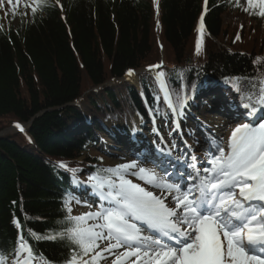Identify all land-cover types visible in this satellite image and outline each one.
Here are the masks:
<instances>
[{
	"label": "trees",
	"instance_id": "obj_1",
	"mask_svg": "<svg viewBox=\"0 0 264 264\" xmlns=\"http://www.w3.org/2000/svg\"><path fill=\"white\" fill-rule=\"evenodd\" d=\"M234 1L209 0L204 31L210 37L203 32L199 56L202 0L160 1V40L171 66L164 74L175 99L180 85L193 94L207 77L255 79L264 72V18ZM48 4L42 12H31L29 23L0 31V133L30 123V140L22 134L0 135V251L12 254L21 231L15 218L36 254L64 264L70 255L67 241H35L28 235L29 229L44 235L63 228L71 173L58 165L81 169L80 179L100 168L89 156L80 160L94 138L92 129L81 131L85 114L134 113L141 95L125 85V90L90 94L88 113L68 105L86 88L157 61L159 51L151 0H60L63 10L56 0ZM233 8L246 19L229 14ZM229 16L246 21L237 27ZM257 57L262 58L259 65L253 63Z\"/></svg>",
	"mask_w": 264,
	"mask_h": 264
},
{
	"label": "snow or ice",
	"instance_id": "obj_2",
	"mask_svg": "<svg viewBox=\"0 0 264 264\" xmlns=\"http://www.w3.org/2000/svg\"><path fill=\"white\" fill-rule=\"evenodd\" d=\"M153 2L158 15V0ZM56 3L63 10L60 0ZM4 4L5 0H0V8ZM8 4L16 7L12 0ZM207 4L208 0H204V13L208 11ZM247 4L243 11L252 14L249 10L258 8L256 14L264 17V0H247ZM47 6L48 0H35L31 12H42ZM204 13L197 28V56L202 50ZM236 38H240L239 34ZM261 59L257 57L253 63L259 65ZM160 68L162 62L146 70ZM134 74L133 69L126 72L128 77ZM164 75L157 72L158 83ZM255 79L258 90L241 97L249 118L264 113V72ZM226 82L239 92V78H226ZM160 91L173 117L171 132H179L189 97L178 95L174 102L166 84ZM14 126L23 131L20 124ZM153 131L159 134L156 128ZM206 143L203 167H197L195 155L186 164L177 157L178 166L172 170L162 159L137 155L128 162L98 168L87 181H80L81 169H69L60 162L58 167L71 173L75 187L83 185L85 191L90 189L91 195L98 198V208L73 215L72 204L82 201L69 191L63 200L62 230L41 235L29 229L28 235L35 241H67L70 255L64 264H264V122L238 124L226 144L216 138ZM159 151L162 156H171V149ZM150 160L154 166L146 167ZM129 177L142 181L143 186ZM13 223L21 231L11 259L0 251V264H52L43 254L33 251L20 221L14 218Z\"/></svg>",
	"mask_w": 264,
	"mask_h": 264
},
{
	"label": "rangeland",
	"instance_id": "obj_3",
	"mask_svg": "<svg viewBox=\"0 0 264 264\" xmlns=\"http://www.w3.org/2000/svg\"><path fill=\"white\" fill-rule=\"evenodd\" d=\"M13 4H16V7L13 8L12 5L8 4V0H5V4L3 8H0V25L9 28L14 27L21 19L27 20L29 17V12L31 10V6H34L35 0H19L17 4V0H12ZM27 6V7H26ZM228 19H232L231 17ZM155 36V33H154ZM156 37V36H155ZM120 83H117L114 86H117ZM131 84V83H130ZM253 84L256 85V88H253ZM134 84H132L133 87ZM152 86V85H150ZM259 88V82L256 80H239V92L241 94H250L254 91H257ZM113 90H125V84L116 88H112ZM87 90V88L85 89ZM85 90H83L85 93ZM153 93L155 90L153 89ZM155 95V106L157 107V112L159 113V107L161 105V100H157ZM215 107L219 104H213ZM211 105H208L207 109H210ZM232 108V109H231ZM83 109L91 110L88 104L83 106ZM212 109V107H211ZM201 111L199 115L195 116V120L192 121L189 117L186 119L187 122L183 125V129L185 131V138L187 142L192 143L190 138H193V143L195 146H198L194 149L193 155L197 157V167L206 166L203 164V161L206 159L205 152L208 148V144L206 140L216 138L218 141L223 142L226 144L228 137L230 136L232 130L238 125L242 123H246V121H240L239 119H233L232 114L234 110L239 112L241 115H246V112L242 110V108L232 107L229 106L227 102H225L222 106L215 108L214 111ZM196 110V109H195ZM206 110V109H205ZM84 113V110H82ZM210 111V112H209ZM264 118V113H259L256 118H254L255 123L254 125H258L259 120ZM167 120V121H166ZM167 118H161L159 122H157L156 128H159V124H162L163 136L167 135L168 137L171 136L169 134L171 132V123L168 122ZM252 122V121H249ZM189 128H192L195 132V136L192 137V134L189 133ZM5 131L6 128L4 129ZM3 130V131H4ZM134 131H137L136 129ZM198 133H202V135H198ZM154 134H157L154 132ZM162 135V134H161ZM160 135V136H161ZM115 135H109L103 133L100 135V141L97 145L90 146L88 148V153L92 157L102 158L100 159V166L103 168L112 167L120 163H125L131 161L135 158L132 156L126 155L127 152H123V150H118L115 147H119L120 145L114 139ZM192 143V144H193ZM199 143V145H197ZM147 167V165L145 164ZM79 193V192H78ZM91 190L84 191L77 194V198H79L82 203L81 204H72L73 208V215H81L83 213H87L89 211H95L98 208L99 201L97 198L90 197ZM91 204L92 208H89L84 203ZM113 257H109L111 260ZM104 264V262H101Z\"/></svg>",
	"mask_w": 264,
	"mask_h": 264
},
{
	"label": "bare ground",
	"instance_id": "obj_4",
	"mask_svg": "<svg viewBox=\"0 0 264 264\" xmlns=\"http://www.w3.org/2000/svg\"><path fill=\"white\" fill-rule=\"evenodd\" d=\"M107 80H105V82H106ZM133 82H134V80H133ZM135 83V82H134ZM75 108V107H74ZM182 120V119H181ZM182 121H184V120H182ZM150 123H152L153 124V121H151ZM155 125V127H156V123L154 124ZM119 138H121V136L119 137ZM157 147H158V145H157ZM165 147H168V145H166ZM189 158V157H188ZM130 179H132L133 180V182H138V183H141L142 184V186H143V182L142 181H138L135 177L134 178H130Z\"/></svg>",
	"mask_w": 264,
	"mask_h": 264
},
{
	"label": "water",
	"instance_id": "obj_5",
	"mask_svg": "<svg viewBox=\"0 0 264 264\" xmlns=\"http://www.w3.org/2000/svg\"><path fill=\"white\" fill-rule=\"evenodd\" d=\"M134 73H135V74H138V73H139V71H135ZM113 81H116V79H115V80H113ZM107 83H108V84H111V83H112V81H108ZM9 131H12V129H8L7 131L3 132L2 134H5V133H7V132H9Z\"/></svg>",
	"mask_w": 264,
	"mask_h": 264
}]
</instances>
